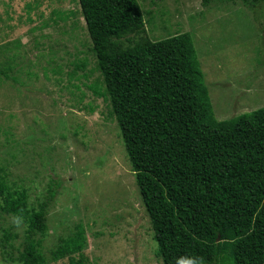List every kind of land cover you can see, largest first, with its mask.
Wrapping results in <instances>:
<instances>
[{
    "label": "rangeland",
    "instance_id": "374dc122",
    "mask_svg": "<svg viewBox=\"0 0 264 264\" xmlns=\"http://www.w3.org/2000/svg\"><path fill=\"white\" fill-rule=\"evenodd\" d=\"M138 1L151 39L193 36L217 120L264 107V3ZM89 47L78 0H0V67L19 78L0 80V167L32 206L57 191L39 237L45 264H70L52 252L80 224L85 264H163L118 122L92 89ZM26 227L0 213V264H18ZM5 230L16 238L3 249Z\"/></svg>",
    "mask_w": 264,
    "mask_h": 264
},
{
    "label": "trees",
    "instance_id": "16d2710c",
    "mask_svg": "<svg viewBox=\"0 0 264 264\" xmlns=\"http://www.w3.org/2000/svg\"><path fill=\"white\" fill-rule=\"evenodd\" d=\"M210 0H204L208 4ZM251 9L264 0H241ZM99 73L94 92L121 130L163 264H264V107L216 119L190 33L153 40L138 0H78ZM89 60L77 62L85 69ZM12 73V75H11ZM10 66L0 80L19 83ZM88 75V74H86ZM85 75V76H86ZM0 167V213L26 223L18 264H45L41 240L56 197L37 207ZM86 230L61 238L54 259L85 264ZM7 245L15 235L4 231Z\"/></svg>",
    "mask_w": 264,
    "mask_h": 264
},
{
    "label": "clouds",
    "instance_id": "9594fccd",
    "mask_svg": "<svg viewBox=\"0 0 264 264\" xmlns=\"http://www.w3.org/2000/svg\"><path fill=\"white\" fill-rule=\"evenodd\" d=\"M178 264H201V262L196 257H184L178 261Z\"/></svg>",
    "mask_w": 264,
    "mask_h": 264
}]
</instances>
